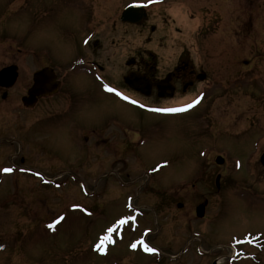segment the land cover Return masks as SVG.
<instances>
[{"label":"rangeland","instance_id":"374dc122","mask_svg":"<svg viewBox=\"0 0 264 264\" xmlns=\"http://www.w3.org/2000/svg\"><path fill=\"white\" fill-rule=\"evenodd\" d=\"M128 1L100 0L99 7L118 12ZM165 1L182 9L170 13L171 23L165 8L149 11L146 24L156 29L146 28L149 32L140 38L142 45L150 40L142 55L162 67L158 58L164 53L153 48L155 42L174 37L173 23L180 28L172 40L177 45L168 46L172 63L187 56L209 78L163 102H179L203 90L201 105L188 115L158 116L120 105L108 95H87L86 84L77 85L80 77L73 84L78 88L73 96L81 94L77 106L57 95L25 110L20 98L42 64L29 63L32 57L18 61L17 80L0 97V264H264V240L262 250L246 248L254 258L231 257L227 244L245 232L261 231L264 238V168L259 162L264 150V0ZM68 3L72 9L55 5L49 26L35 28L30 36L48 40L59 29L54 24H64L79 40L96 26L93 19L99 16L92 14L93 7L79 15L83 3ZM13 18L10 28L21 34L26 20ZM16 39L13 55L20 58ZM1 40L0 52L6 45ZM59 54L62 61L68 50ZM4 61L0 53V67ZM81 123L94 130L108 127L109 138L76 141ZM216 155L225 158L222 165L215 163ZM160 160L168 165L146 172ZM203 199L207 205L200 219L194 209ZM132 212L142 213L139 229H145L126 230L125 240L111 237L108 242L115 246L97 256L100 251L91 243L100 242L107 224L114 226ZM61 216L55 228L48 227ZM123 230L122 225L115 235ZM140 240L157 249L161 259L127 249V243Z\"/></svg>","mask_w":264,"mask_h":264},{"label":"flooded vegetation","instance_id":"af4514ba","mask_svg":"<svg viewBox=\"0 0 264 264\" xmlns=\"http://www.w3.org/2000/svg\"><path fill=\"white\" fill-rule=\"evenodd\" d=\"M54 1V5H52L49 0H0V38L2 39L1 42L6 44L3 46L0 53L6 60L4 61L7 63L6 66L16 65L18 77V61L22 60L23 63H27L29 61L27 58L32 57L34 60L29 63L42 64L40 68H51L55 74L54 78L59 82L56 92L38 97L32 106H23L25 110H30L35 105L50 100L57 95L61 101L70 103L71 107L74 106L73 101L77 106L78 102L81 101V94L78 92L73 96V94L78 91V88L73 85L77 84L74 80L76 77H80V82L77 85H81V88L83 84H86L83 87L86 88L87 95H108L113 100L117 101L118 104L139 111H156V109L163 108H184L185 105L189 104L191 97H187L175 103L163 102L173 101L176 97L185 95L188 89L194 87L195 83L199 81L209 80L206 73L196 69L187 56H177L174 63H172L173 56H160L158 59L161 60L162 67H158L157 63H154L148 55L143 56L142 51L146 49V45L148 46L150 40L142 45L140 38L143 34L145 35L146 32H149L146 31L147 29L153 33L156 29L155 24L150 23L147 25V18L137 23L122 22L120 20V13L123 8L118 12H116L117 10L111 11L109 8L106 9L105 7L100 8V0H79L83 3L82 9L77 8V10H79V15H81V12L87 13L84 8L88 7L90 9L93 7L94 12H92V14L99 16L93 19L96 26H92L79 40H77L72 27L67 25V28H63L62 25L64 24H54L57 25L59 29H57L54 34L52 32L48 34V40L44 38L45 35L41 39L34 40L35 37L30 36L33 34L31 32L35 28L40 29V31L42 28L46 29V26H49V23L46 24L49 22V17L52 15L53 11H55L54 9H57L59 4L65 6V9L66 7L72 9L68 3L70 0ZM55 5L57 6L56 8ZM167 6L174 10L176 9L171 5L170 1L166 2L165 0L147 4L145 6L147 17L150 10L154 9L159 11ZM13 15H22L23 19L26 20V26L21 30V34L18 29H15L17 33L14 34V29L12 30L10 28L12 24H9L8 21H14ZM87 15L90 17L89 13ZM31 16L32 18H30ZM83 17L88 19L87 16ZM168 17L167 14L166 20ZM34 22L36 24H34ZM161 22H163L162 19ZM8 27L10 29H8ZM171 27L175 30L180 29L175 23H173ZM7 30H10L9 34L11 36L6 34L5 31ZM12 35L17 38L15 51L20 54V58L13 55L14 37ZM162 35L164 36V34ZM126 36H128V40ZM135 36H137V40H135ZM163 36H160V39L163 38ZM173 39H175V36ZM46 42L48 44L47 46ZM155 43H157V45L153 48H158L157 52L159 53L165 52L166 48H168L165 42L160 43L157 41ZM63 44H65V47H63ZM158 45L161 48H159ZM143 47L144 49H142ZM67 50L68 55L61 61L62 56L59 53H65ZM149 51L151 50H148V52ZM125 52L130 55L124 57ZM2 67H4V65L0 68ZM159 69L167 70L164 73H160L158 71ZM134 75L145 79V85L136 82H131L130 84L126 80L133 79ZM200 76L204 77L201 79ZM31 84L32 75L26 86L25 93H27ZM105 85L116 88L119 93H122L123 96H127L129 99L126 100L116 92L108 91ZM142 91L146 92V94ZM136 95L144 96L150 101L157 103L143 100L142 103H139L137 99H141L137 98ZM132 101H136V103ZM81 104L83 103L81 102ZM194 108L195 106L185 108L183 111L178 112H187ZM63 113L59 112V115ZM80 125L76 133L78 138L75 139L76 141L82 143V141L93 142L95 140L97 142L109 138L108 135L110 134L109 130L107 131L108 127H104L101 130H94L92 126L83 125L82 123ZM203 218H205V216Z\"/></svg>","mask_w":264,"mask_h":264},{"label":"water","instance_id":"95a60500","mask_svg":"<svg viewBox=\"0 0 264 264\" xmlns=\"http://www.w3.org/2000/svg\"><path fill=\"white\" fill-rule=\"evenodd\" d=\"M143 11V10H142ZM140 8L136 6H129L123 10L121 13L120 19L122 21L128 22H138L142 17L145 16L144 12L142 13ZM16 73L10 71V67H5L0 70V84L3 86H10L15 81ZM136 83L143 84L142 81L138 79L134 80ZM131 84V82H129ZM57 82L54 80L53 72L48 68H43L36 71L33 74V84L28 90V96L22 98L23 103L32 104L36 97L42 93L53 92L57 88ZM217 162H222L220 157L216 158ZM260 163L264 166V152L260 156ZM205 203H201L196 206V215L202 217L204 213Z\"/></svg>","mask_w":264,"mask_h":264},{"label":"snow or ice","instance_id":"6c2138e0","mask_svg":"<svg viewBox=\"0 0 264 264\" xmlns=\"http://www.w3.org/2000/svg\"><path fill=\"white\" fill-rule=\"evenodd\" d=\"M105 88L108 90V91H111V92H116L118 95H121L123 96L122 93H119L117 91L116 88L114 87H109L108 85H105ZM124 99H129L127 96H123ZM133 103H136V101H132ZM198 101H193L191 104H187L184 106V108H163V109H156V111H161V112H178V111H183L185 108H190L193 106V104L197 103ZM3 171L5 172H11L13 171L12 168H4ZM39 175V173H38ZM64 217L61 216L59 217L56 221H54L53 224H49L48 227L49 228H55V225L58 224L61 220H63ZM129 220L131 221H135V217H125V218H122L120 219L119 221H117L116 225H114L113 227H109L108 228V233L109 235L106 237V239H111V234L117 229L119 228L120 226L126 224L129 222ZM137 244H143V247H144V250L145 251H148V252H156L157 250L153 247H150L148 244L144 243L143 240H140V241H137L136 243H133L131 245L132 248H136L137 247ZM97 250L98 251H101V252H106V248L102 247L101 245H97L96 246Z\"/></svg>","mask_w":264,"mask_h":264},{"label":"bare ground","instance_id":"6f19581e","mask_svg":"<svg viewBox=\"0 0 264 264\" xmlns=\"http://www.w3.org/2000/svg\"><path fill=\"white\" fill-rule=\"evenodd\" d=\"M174 46H176L177 45V43H174L173 44ZM169 46V45H168ZM164 53V55H171L172 53L169 51V48H166V50H165V52H163ZM166 59V58H165ZM202 102V101H201ZM201 102L196 106V107H198L200 104H201ZM195 109V108H194ZM193 110V109H192ZM192 110H190V111H188L187 113H189V112H191ZM160 171V170H159Z\"/></svg>","mask_w":264,"mask_h":264}]
</instances>
